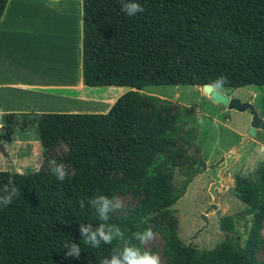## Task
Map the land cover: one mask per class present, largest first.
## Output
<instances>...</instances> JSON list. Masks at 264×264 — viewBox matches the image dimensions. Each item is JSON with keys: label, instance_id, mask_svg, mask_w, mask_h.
<instances>
[{"label": "trees", "instance_id": "16d2710c", "mask_svg": "<svg viewBox=\"0 0 264 264\" xmlns=\"http://www.w3.org/2000/svg\"><path fill=\"white\" fill-rule=\"evenodd\" d=\"M7 0H0V16ZM143 13L128 17L120 0H81L80 71L86 86H126L104 113L46 112L30 124L42 147L36 169L0 170V188L14 182L20 195L0 208V264H99L123 242L91 248L80 223H99L87 200L96 194L139 195L124 216L109 223L125 240L146 228L165 238L166 264H259V225L264 215L263 186L240 187L251 214L242 245L225 236L221 245L198 249L177 235L171 206L179 189L171 170L189 174L194 161L183 145L167 104L138 90L148 85L201 86L223 74V90L264 86V0H139ZM12 114L5 116L2 139L10 140ZM23 124V122H22ZM56 159L69 167L58 181L48 167ZM221 227L232 229L230 217ZM80 244L78 258L65 256V244ZM134 246L136 240L130 241Z\"/></svg>", "mask_w": 264, "mask_h": 264}, {"label": "rangeland", "instance_id": "374dc122", "mask_svg": "<svg viewBox=\"0 0 264 264\" xmlns=\"http://www.w3.org/2000/svg\"><path fill=\"white\" fill-rule=\"evenodd\" d=\"M73 10L78 13V3L73 6ZM61 11L62 9L58 8L57 14L60 15ZM37 14L42 15L43 10L36 12L33 19H38ZM59 25L63 26V30H65L62 20ZM31 29L35 33L40 30L36 26L35 20H31ZM72 30L75 31V21H73ZM107 88H111L115 92H124L129 89L126 86H107ZM138 92L141 95L155 98L158 103L169 105L171 112L177 118L179 132L187 131V135L190 137L189 143L183 146L194 161L193 167L196 172H193L190 177L191 172L186 175L176 167L171 170L172 183L180 191L178 199L171 206L176 215L177 235L180 240L184 244L204 249L219 246L225 236H232L242 245L251 224V214L245 212L246 205L233 194L228 195L227 186L220 184L218 188H214L215 204L219 216L230 217L232 225V229L228 232L224 228L219 229L214 210L204 212L211 202L207 188L212 181L218 180L221 183L218 168L223 165V158L229 152L236 153L231 158L228 168L223 172L229 178L230 186L233 188L243 184L256 189L263 186L260 174L264 170V130L257 128L256 133L249 136L246 144L238 146L237 143L243 139L248 130L249 115L244 111L225 109L203 93L200 86L148 85ZM234 92L243 96L253 93L255 95L253 104L258 110L259 116L264 120V102L260 100L264 98V86L249 85L235 88ZM200 117L204 118L203 126L198 123ZM34 133L35 127L32 124L23 130L15 131L17 137L31 136ZM13 152L17 157L11 163L19 169V172L28 168L36 169L43 161L41 150H37L32 156L28 150H13ZM3 162L7 161L0 160V166L3 165ZM202 165L204 168L201 169ZM14 169L12 168V170ZM115 197L124 203L121 210L111 213L112 216L117 217L126 215L128 210L135 205L139 195L137 192L128 191L117 193ZM202 213L205 215L206 225L200 218ZM258 232L259 245L254 257L259 264H264V215ZM153 233V240L146 244L136 241V245L141 249L157 253L160 256L161 264H166L168 253L164 247L165 238L157 230Z\"/></svg>", "mask_w": 264, "mask_h": 264}, {"label": "crops", "instance_id": "0c3cea01", "mask_svg": "<svg viewBox=\"0 0 264 264\" xmlns=\"http://www.w3.org/2000/svg\"><path fill=\"white\" fill-rule=\"evenodd\" d=\"M76 3L78 13L73 10ZM58 8L62 9L60 15ZM41 10L43 14L33 19ZM31 20L39 27L38 33L32 31ZM61 20L65 30L59 25ZM80 38L81 0L6 1L0 16V160L7 162H3L0 169L15 168L19 172L11 163L17 157L13 150H28L31 156L43 150L36 129L31 136L15 135V131L26 128L35 115L104 113L125 92L83 84ZM9 113L13 115L12 132L10 140H3L5 116Z\"/></svg>", "mask_w": 264, "mask_h": 264}, {"label": "clouds", "instance_id": "9594fccd", "mask_svg": "<svg viewBox=\"0 0 264 264\" xmlns=\"http://www.w3.org/2000/svg\"><path fill=\"white\" fill-rule=\"evenodd\" d=\"M121 11L128 17H134L143 13L144 8L139 0H120ZM228 78L221 74L214 80L201 85V91L209 97L222 94ZM198 123L203 126L205 121L200 117ZM50 173L55 178L64 182L69 176V167L63 162H57L56 159L48 160ZM20 189L14 182L0 188V208H5L12 204L13 200L20 195ZM87 204L95 210L99 223H80L79 232L85 245L91 248H99L101 244L112 245L114 241L123 242V246L115 249L109 255L100 259L99 264H161L160 256L150 250H144L134 246L130 241L135 239L140 244H146L153 240L154 233L152 229L146 228L143 232H135L129 240H125L124 232L120 227L109 223L110 214L121 210L124 203L117 197H109L104 194H96L87 200ZM65 256L78 258L81 254L80 244L70 242L65 244Z\"/></svg>", "mask_w": 264, "mask_h": 264}, {"label": "water", "instance_id": "95a60500", "mask_svg": "<svg viewBox=\"0 0 264 264\" xmlns=\"http://www.w3.org/2000/svg\"><path fill=\"white\" fill-rule=\"evenodd\" d=\"M200 88H201V86H200ZM228 93H229V91H227V94ZM209 98H211L215 103H220L224 106H227V108H233V109H236L239 111L244 110L245 106H248L249 114H251V119L249 121V127H248V130L246 132V137L254 135L257 128L264 130V120H261L257 116L256 112L248 104H244V103L240 104L237 99H235V98L228 99V97L224 94H218V95H215L214 97H209ZM233 155H234V152H229L223 158L225 164L218 172V176L221 179V183L218 180L212 181L208 185V188H207V190L211 196V202L208 205V207L204 210V212L206 213L208 210H214V214H215L219 224H220V217H219V211L216 209V204H215L216 196H215V189L214 188H216V187L218 188L220 186V184H222L224 186H227V189L229 191L231 190L230 180L225 174H223V172L225 171V169L229 165V162H230ZM202 168H204V165L201 166V169ZM200 218L203 220L204 225H206V218H205V215L203 213L200 214Z\"/></svg>", "mask_w": 264, "mask_h": 264}, {"label": "flooded vegetation", "instance_id": "af4514ba", "mask_svg": "<svg viewBox=\"0 0 264 264\" xmlns=\"http://www.w3.org/2000/svg\"><path fill=\"white\" fill-rule=\"evenodd\" d=\"M234 90L235 89H231V90H223V92H222V94H224V95H226L227 97H228V99H231V98H235V99H237L238 100V102L240 103V104H248L249 106H251V108L256 112V114H257V116L261 119V120H263L260 116H259V112H258V110H257V108H255V106H254V104H253V102H254V99H255V95L253 94V93H248V94H246V95H241V94H238V93H236V92H234ZM227 91H229V93L227 94ZM211 99V98H210ZM212 100V99H211ZM262 102H264V98L263 99H260ZM213 101V100H212ZM217 104H220V103H217ZM220 105H222V104H220ZM225 109H227V110H233V111H238V112H246L248 115H249V117H250V119H251V114H249V108H248V106H245V109L244 110H242V111H239V110H236V109H233V108H227V106H224V105H222ZM250 121V120H249ZM249 127V126H248ZM257 130V129H256ZM255 133H256V131H255ZM248 138L249 137H246V135L243 137V139L240 141V142H238L237 143V145L238 146H240V145H243V144H246L247 142H248ZM236 153H234V155H235ZM234 155L232 156V158L234 157ZM224 164L225 163H223V165L222 166H220V168H218V172H219V170L224 166ZM229 166V165H228ZM228 166H227V168H228ZM226 168V169H227ZM225 169V170H226ZM190 171H191V174H190V177H191V175L193 174V172H196V170H194V167H191L190 168ZM243 186H246V185H243V184H239L238 186H236V187H231V190L229 191V194L228 195H230V193L231 194H233L234 195V197H236L238 200H240V201H242L241 199H240V197H239V194L241 193L240 192V190H239V188L240 187H243ZM243 202V201H242ZM214 216H215V214H214ZM220 217V216H219ZM215 218H216V216H215ZM221 218H224V217H220V224L218 223V220H217V218H216V222H217V225H218V228L220 229V228H222L221 227Z\"/></svg>", "mask_w": 264, "mask_h": 264}]
</instances>
